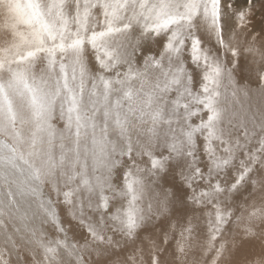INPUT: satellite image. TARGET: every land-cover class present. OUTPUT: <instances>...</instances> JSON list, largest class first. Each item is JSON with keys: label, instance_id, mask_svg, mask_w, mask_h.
Instances as JSON below:
<instances>
[{"label": "clouds", "instance_id": "obj_1", "mask_svg": "<svg viewBox=\"0 0 264 264\" xmlns=\"http://www.w3.org/2000/svg\"><path fill=\"white\" fill-rule=\"evenodd\" d=\"M0 264H264V0H0Z\"/></svg>", "mask_w": 264, "mask_h": 264}]
</instances>
